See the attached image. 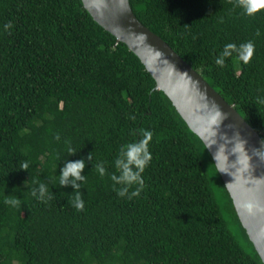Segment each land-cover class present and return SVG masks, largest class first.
Wrapping results in <instances>:
<instances>
[{"label": "trees", "instance_id": "1", "mask_svg": "<svg viewBox=\"0 0 264 264\" xmlns=\"http://www.w3.org/2000/svg\"><path fill=\"white\" fill-rule=\"evenodd\" d=\"M130 1L264 139V7ZM0 264H264L202 138L82 0H0Z\"/></svg>", "mask_w": 264, "mask_h": 264}, {"label": "water", "instance_id": "2", "mask_svg": "<svg viewBox=\"0 0 264 264\" xmlns=\"http://www.w3.org/2000/svg\"><path fill=\"white\" fill-rule=\"evenodd\" d=\"M82 1L99 24L139 56L155 78L156 88L168 95L189 127L202 138L264 262V139L260 133L137 17L130 0Z\"/></svg>", "mask_w": 264, "mask_h": 264}, {"label": "clouds", "instance_id": "3", "mask_svg": "<svg viewBox=\"0 0 264 264\" xmlns=\"http://www.w3.org/2000/svg\"><path fill=\"white\" fill-rule=\"evenodd\" d=\"M241 3L244 7L245 12L249 15L256 12L260 8L264 7V0H241ZM233 47H234V45L229 44L226 46V49L233 48ZM246 48H247L248 53L251 55L252 51H253V44L250 41L247 43ZM223 55H227V51L222 53V56ZM248 59H249V56L243 57V60L245 62H247ZM223 62L224 61L220 60V59H217V61H216L217 64H221V65L223 64ZM144 136H145V139L142 140L138 145L135 143H132V144H128L126 146V148L129 149L127 151V156H128L129 162H135L136 164L140 165L141 171H143V168H144L145 164L147 163L149 156H150V153H146L144 160L137 158V154L140 153L143 149H145V146H146L148 140L151 138V133L145 131ZM69 151H71V149H69ZM217 160H218V157H217ZM21 167L22 168H28V163L27 162L22 163ZM83 167H84V161L83 160L67 162L61 170L60 182L65 183L67 180V177L69 175H71L73 177V183L75 184L76 179H82V177L80 176V170ZM124 168H125L124 178L127 180H130V181H136L140 184V187H143V181L141 180L140 175L138 173H133V172L129 171L127 169V165H125ZM98 170L103 175L105 169L103 167L98 166ZM112 179H116V177L113 175ZM40 190H41V193L44 192V184L43 183L40 184ZM138 193H139V188H137V190L133 193V195H137ZM120 195H123V190L120 192ZM74 200H75V207L77 209H80L83 207V201L80 200L79 193H77L75 195ZM5 203H11L13 205H17L19 203V201L17 199L13 198V199L5 200Z\"/></svg>", "mask_w": 264, "mask_h": 264}]
</instances>
